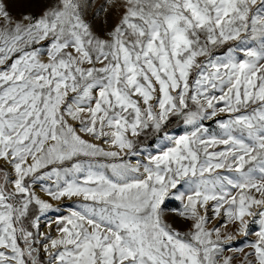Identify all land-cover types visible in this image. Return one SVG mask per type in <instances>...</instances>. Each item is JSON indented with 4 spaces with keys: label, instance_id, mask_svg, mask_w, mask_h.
Instances as JSON below:
<instances>
[{
    "label": "snow or ice",
    "instance_id": "obj_1",
    "mask_svg": "<svg viewBox=\"0 0 264 264\" xmlns=\"http://www.w3.org/2000/svg\"><path fill=\"white\" fill-rule=\"evenodd\" d=\"M0 264H264V0H0Z\"/></svg>",
    "mask_w": 264,
    "mask_h": 264
},
{
    "label": "rangeland",
    "instance_id": "obj_2",
    "mask_svg": "<svg viewBox=\"0 0 264 264\" xmlns=\"http://www.w3.org/2000/svg\"><path fill=\"white\" fill-rule=\"evenodd\" d=\"M15 11L16 10L13 9L14 13H15ZM221 118H224L223 115H222ZM205 124H206L207 127H209L210 132H219L218 126L214 122L206 121ZM186 130H190V129L186 128L183 125L182 121L181 122H177V121H175V119H174L173 123L168 128V131L170 133L176 134V135H180ZM144 142L147 143V144H151L153 147L158 143L155 135H149L147 137V139L144 140ZM36 191H37V193L39 195H41L42 198L49 199V197H47L43 192L40 191V188H39L38 185L36 187ZM50 202L53 203L54 206H60V212L59 213H57V212L48 213L47 217H42V218H45V222L47 220L54 219L58 215L67 214L70 208H74L75 207V204L72 201H69V200H66V199L62 200V201H59V202L50 200ZM178 226H182V225L178 224ZM53 235H55L54 231H53ZM239 239L242 240L243 238L241 237ZM250 239H254V237H250Z\"/></svg>",
    "mask_w": 264,
    "mask_h": 264
},
{
    "label": "bare ground",
    "instance_id": "obj_3",
    "mask_svg": "<svg viewBox=\"0 0 264 264\" xmlns=\"http://www.w3.org/2000/svg\"><path fill=\"white\" fill-rule=\"evenodd\" d=\"M44 223H45V218H42V223H41V230L43 231V230H46L45 228H44Z\"/></svg>",
    "mask_w": 264,
    "mask_h": 264
}]
</instances>
